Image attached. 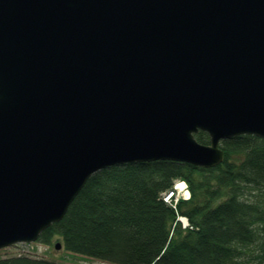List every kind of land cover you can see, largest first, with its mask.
Returning <instances> with one entry per match:
<instances>
[{
  "label": "water",
  "instance_id": "water-1",
  "mask_svg": "<svg viewBox=\"0 0 264 264\" xmlns=\"http://www.w3.org/2000/svg\"><path fill=\"white\" fill-rule=\"evenodd\" d=\"M242 135L264 139V0H0V250L103 169H210Z\"/></svg>",
  "mask_w": 264,
  "mask_h": 264
},
{
  "label": "trees",
  "instance_id": "trees-1",
  "mask_svg": "<svg viewBox=\"0 0 264 264\" xmlns=\"http://www.w3.org/2000/svg\"><path fill=\"white\" fill-rule=\"evenodd\" d=\"M195 139L209 142L203 132ZM220 148L224 160L210 169L155 161L95 173L37 243L59 238L64 251L109 264H264V139L237 136ZM177 179L190 199L174 210L161 195ZM0 264L58 263L16 255Z\"/></svg>",
  "mask_w": 264,
  "mask_h": 264
},
{
  "label": "rangeland",
  "instance_id": "rangeland-1",
  "mask_svg": "<svg viewBox=\"0 0 264 264\" xmlns=\"http://www.w3.org/2000/svg\"><path fill=\"white\" fill-rule=\"evenodd\" d=\"M55 243H61L59 238H54L49 245H42L36 242L27 246H12L0 250V257L5 258L16 255H25L33 259L53 261L58 264H109L84 256L71 254L64 251L62 247L60 250L56 251L54 250Z\"/></svg>",
  "mask_w": 264,
  "mask_h": 264
},
{
  "label": "built area",
  "instance_id": "built-area-1",
  "mask_svg": "<svg viewBox=\"0 0 264 264\" xmlns=\"http://www.w3.org/2000/svg\"><path fill=\"white\" fill-rule=\"evenodd\" d=\"M161 199L172 209L176 210V206L180 200L187 201L190 199V191L187 183L182 180H175L172 188L161 195ZM177 221L183 229L189 227L185 218L177 217Z\"/></svg>",
  "mask_w": 264,
  "mask_h": 264
}]
</instances>
